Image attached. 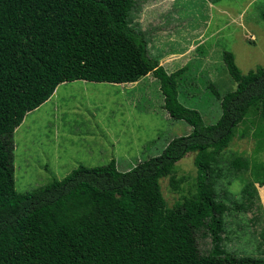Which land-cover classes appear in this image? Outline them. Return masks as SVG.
I'll use <instances>...</instances> for the list:
<instances>
[{"label":"trees","instance_id":"obj_1","mask_svg":"<svg viewBox=\"0 0 264 264\" xmlns=\"http://www.w3.org/2000/svg\"><path fill=\"white\" fill-rule=\"evenodd\" d=\"M133 0H0V264H264L221 246L224 204L215 200L207 168L230 141L233 128L256 106L264 125V68L242 73L233 54H221L234 88L220 98V114L205 124L180 102L176 75L147 50L129 23ZM264 22V13L261 14ZM150 73L162 108L190 126L155 156L121 171L115 160L78 165L61 178L20 193L14 188L13 131L63 81L129 83ZM264 128L257 130L258 135ZM193 152V191L168 207L159 179L172 190L175 163ZM264 186V164L234 158ZM211 246L202 254L195 234ZM204 233H201L203 235ZM264 239V226L261 231Z\"/></svg>","mask_w":264,"mask_h":264},{"label":"rangeland","instance_id":"obj_2","mask_svg":"<svg viewBox=\"0 0 264 264\" xmlns=\"http://www.w3.org/2000/svg\"><path fill=\"white\" fill-rule=\"evenodd\" d=\"M263 13L264 0H133L129 23L144 34L149 54L168 73L184 67L176 75L178 98L196 109L205 124H212L221 111V96L234 88L222 52L233 54L242 73L264 68ZM161 105L157 80L150 73L129 83H58L46 100L25 112L30 117L13 131L14 146L22 153V162H13L15 190H32L46 183L49 173L61 178L78 165H102L113 158L116 168L124 171L159 154L171 138L190 131ZM259 127L264 125L256 106L209 162L207 182L215 200L225 206L223 249L264 258V186L254 182L251 168L232 165L234 158L264 164V133L256 134ZM193 158L194 153L187 152L175 163L173 177L182 179L178 191L171 189L168 176L159 179L166 206L193 191ZM195 237L199 252L206 253L210 236L200 229Z\"/></svg>","mask_w":264,"mask_h":264},{"label":"crops","instance_id":"obj_3","mask_svg":"<svg viewBox=\"0 0 264 264\" xmlns=\"http://www.w3.org/2000/svg\"><path fill=\"white\" fill-rule=\"evenodd\" d=\"M173 62V61H172ZM171 62V63H172ZM163 67V66H162ZM164 68V67H163ZM165 69V68H164ZM166 71V70H165ZM167 73H168V71H166ZM76 81H81V80H75V82ZM71 82V81H70ZM32 112V111H31ZM34 112V111H33ZM29 114H30V112L29 113H27V114H25L24 115V117L22 118V120H21V122L20 123H22L24 120H25V118L27 119V115L29 116ZM30 117V116H29ZM14 133H16V130L14 131ZM15 136V134H13V137ZM15 138H16V136H15ZM15 141H16V139H15ZM19 151H21L20 149H18L17 148V145L16 146H14V155H13V162L15 161V164H16V159H17V161H20V162H22L21 161V159H19V157L20 156H22V153H18ZM65 154V153H64ZM62 163V165L64 164L63 162H61ZM20 166L22 167L23 165L22 164H20ZM46 167H50L49 165H46ZM58 167V165L57 164H55L54 165V167L53 168H57ZM24 181H25V179H24ZM23 181V182H24ZM23 187H25V185L23 186Z\"/></svg>","mask_w":264,"mask_h":264}]
</instances>
